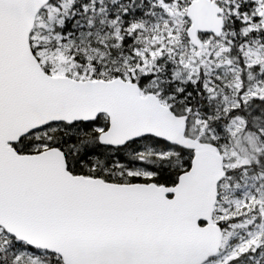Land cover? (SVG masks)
Masks as SVG:
<instances>
[{
  "label": "snow or ice",
  "instance_id": "6c2138e0",
  "mask_svg": "<svg viewBox=\"0 0 264 264\" xmlns=\"http://www.w3.org/2000/svg\"><path fill=\"white\" fill-rule=\"evenodd\" d=\"M0 264H264V0H0Z\"/></svg>",
  "mask_w": 264,
  "mask_h": 264
}]
</instances>
